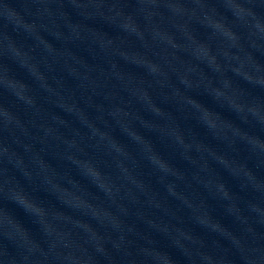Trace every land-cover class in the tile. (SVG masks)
<instances>
[{
    "label": "water",
    "instance_id": "water-1",
    "mask_svg": "<svg viewBox=\"0 0 264 264\" xmlns=\"http://www.w3.org/2000/svg\"><path fill=\"white\" fill-rule=\"evenodd\" d=\"M173 111L213 205L243 264H264V38L228 7L232 0H137ZM204 11L232 26L230 42ZM264 22V0H237ZM152 12L154 15L148 16ZM166 34L154 36L155 30ZM225 94L217 95V91ZM245 106L239 110L232 101ZM248 107L259 110L256 115ZM256 209V211L254 210Z\"/></svg>",
    "mask_w": 264,
    "mask_h": 264
},
{
    "label": "clouds",
    "instance_id": "clouds-1",
    "mask_svg": "<svg viewBox=\"0 0 264 264\" xmlns=\"http://www.w3.org/2000/svg\"><path fill=\"white\" fill-rule=\"evenodd\" d=\"M147 2L150 6H155V5H157L158 0H147ZM166 6L169 9H171V11L173 12V14L175 16H179V17H184V16L195 17L198 15V12H197V8H198L200 10L199 14L202 15V18L204 20H212V21L217 22L220 25V27L215 28V31L219 32L221 36L226 37L230 42L235 41L238 43V41L240 39L238 34L233 30L232 26L225 23V21L223 19H218L214 12L210 14L209 12L204 11V8L206 7V5H204L203 3L197 4V8H192V9H188L183 4H180V3L168 2L166 4ZM79 7L84 9V8L89 7V6L82 4ZM92 7H95L97 10H99L102 7V4L101 3H95L94 5H92ZM113 7H115V6H113ZM228 7L233 11V14L235 16H237L238 19L245 21L246 23L248 22V18H251V20L255 21L253 24H251V27L255 29V34H257L261 38H264V22L258 20L256 18L255 14L250 9L243 7L240 3L237 2V0H232L231 5H229ZM88 15H91V14H88ZM152 15H154V13H152V12L148 13V16H152ZM117 17L120 18V21H121L120 26L126 32H128L130 34H135V35H138L141 37L143 36V32L141 31L140 26L135 22V20H133V18L131 16H125L122 12H117L115 14V16L113 17V19H116ZM31 28L34 30L35 26H31ZM159 34H166V33L162 32L158 29L155 30L154 36L159 35ZM140 62L146 64L153 73L162 72V69L159 65L152 63L151 61H148L147 59L142 58V61H140ZM224 94L225 93L220 91V90L217 91V95L222 96ZM232 103L239 110H241V111L245 110V106L237 103L235 100H233ZM247 110L249 112L253 113L254 115H256V113L259 109L256 107H248ZM137 139H139V138H137ZM114 147H115V145H114ZM117 151H119L118 148H117ZM156 159H157L156 157H153L154 162ZM84 168L86 169L88 174L91 175L102 187H107V185L104 184L103 177L98 172V170H96L94 167H92L91 165H89L87 163L84 164ZM21 197H23V200L21 199ZM13 198L15 200H17L19 203L23 204L25 207L31 209L28 204L24 203V200H27V201H29V200L27 199V197L22 192L13 191ZM29 202L32 203L31 201H29ZM254 210L256 211L255 208H254ZM40 214L44 215V213H40ZM8 223H13V222L11 220H8ZM158 259H159V257H158ZM207 259L209 261V264H212L211 257H207Z\"/></svg>",
    "mask_w": 264,
    "mask_h": 264
}]
</instances>
